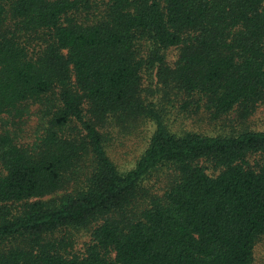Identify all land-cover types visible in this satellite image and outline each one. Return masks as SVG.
I'll return each mask as SVG.
<instances>
[{
  "label": "trees",
  "instance_id": "16d2710c",
  "mask_svg": "<svg viewBox=\"0 0 264 264\" xmlns=\"http://www.w3.org/2000/svg\"><path fill=\"white\" fill-rule=\"evenodd\" d=\"M155 67L188 106L242 128L173 131L144 98ZM263 104L264 0H0V264H255L264 130L244 124ZM143 119L155 130L123 172L110 131ZM165 166L174 181L139 203Z\"/></svg>",
  "mask_w": 264,
  "mask_h": 264
},
{
  "label": "rangeland",
  "instance_id": "374dc122",
  "mask_svg": "<svg viewBox=\"0 0 264 264\" xmlns=\"http://www.w3.org/2000/svg\"><path fill=\"white\" fill-rule=\"evenodd\" d=\"M93 2V1H91ZM95 14L92 10L86 9L81 16ZM88 20V19H83ZM168 64L173 66L178 59L179 49L172 47L166 52ZM144 98L147 103L153 102L156 109L164 117L168 125L175 132L180 134L189 131L203 132L206 134H217L220 132H232L242 128L235 114L225 116L219 120L212 119L205 110L196 111L194 107L187 104L186 96L179 90L166 87L158 75V67L154 69L146 68L143 73ZM187 106V107H186ZM38 105L33 106L32 112L19 125L20 138L22 142L32 143L39 129V117L37 114ZM140 123V124H139ZM136 126L118 132L114 128L110 131L112 138L109 150L115 163L123 172L133 169L141 155L149 145V141L155 130L154 122L143 119ZM245 127L253 130H264V104L259 107L255 115L250 119ZM175 174L173 168L165 166L154 172L143 184L141 196L137 201L143 203L153 195L163 194L174 181ZM84 234V235H83ZM81 233L76 239L84 242L86 233ZM254 263L264 264V235H262L255 246Z\"/></svg>",
  "mask_w": 264,
  "mask_h": 264
}]
</instances>
